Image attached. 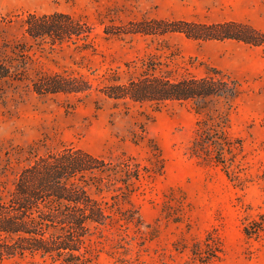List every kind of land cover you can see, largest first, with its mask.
I'll return each instance as SVG.
<instances>
[{
  "label": "rangeland",
  "instance_id": "obj_1",
  "mask_svg": "<svg viewBox=\"0 0 264 264\" xmlns=\"http://www.w3.org/2000/svg\"><path fill=\"white\" fill-rule=\"evenodd\" d=\"M53 11L84 21L89 36L51 47L26 35L28 13ZM149 19L237 21L264 33V0H0V65L9 71L0 76V199L19 170L48 150L75 146L107 160L132 155L148 172L126 198H112L111 187L90 188L117 208L90 235L97 264H264V40L130 30ZM214 70L236 81L231 100L157 105L109 97L102 88L147 71L177 78ZM53 72L90 86L32 89L39 75ZM219 117L232 143L223 162L191 154L198 121ZM0 264L60 263L35 255Z\"/></svg>",
  "mask_w": 264,
  "mask_h": 264
},
{
  "label": "trees",
  "instance_id": "obj_2",
  "mask_svg": "<svg viewBox=\"0 0 264 264\" xmlns=\"http://www.w3.org/2000/svg\"><path fill=\"white\" fill-rule=\"evenodd\" d=\"M23 21L27 36L46 41L51 47L89 36L86 23L67 12H30ZM130 28L132 32H180L194 39H236L255 45L264 40L262 31L237 21L149 19L133 23ZM7 75L8 68L1 66L0 76ZM89 86L90 82L81 76L54 72L39 75L32 82V89L38 93L85 91ZM102 88L109 97L158 105L169 100L198 101L209 96H222L229 101L236 95L237 83L217 70L202 77L177 78L147 71ZM220 118L209 125L204 119L198 121L191 154H210L216 162H223V153L231 151L232 143L225 121ZM143 172L148 169L132 155L107 160L75 146L34 156L19 170L7 196L0 199V263L39 255L60 264H97L90 235L93 229L106 225L117 208L114 202L92 195L90 188L102 191L111 187L116 192L112 198H126ZM133 212L128 210L124 218L133 220ZM244 232L250 234L246 227Z\"/></svg>",
  "mask_w": 264,
  "mask_h": 264
}]
</instances>
